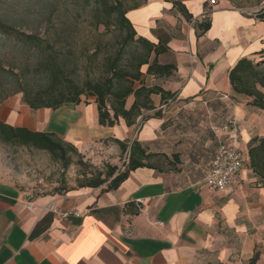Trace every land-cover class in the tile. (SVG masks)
Here are the masks:
<instances>
[{"label": "crops", "instance_id": "1", "mask_svg": "<svg viewBox=\"0 0 264 264\" xmlns=\"http://www.w3.org/2000/svg\"><path fill=\"white\" fill-rule=\"evenodd\" d=\"M180 1L177 5L175 0H144L127 12L138 36L165 48L153 52L151 61L157 58L159 64L173 67L169 75L148 74L147 81H159L155 85L172 96L160 106L143 109L145 120L140 116L127 125L120 118L114 126H103L95 99L33 110L13 95L0 104L3 122L54 133L82 153L92 143L100 146L108 140L119 147L117 140L129 145L137 140L146 149L149 164L131 171L112 190H105L107 184L75 183L53 190L0 174V264H238L243 257L249 261L256 245L263 242L256 233L264 227V182L247 167L224 191H213L204 181L217 150V138L207 129V121L196 123L202 142L211 132L206 155L186 160L188 169L181 164L165 170L158 163L164 153L165 108L176 103L177 112L197 106L209 113L205 106L209 99L232 94L229 72L239 59L263 60L264 20L256 14L222 4L211 6L208 0ZM203 23H210L206 31L200 27ZM58 110H63V119H54ZM244 113V107L235 104L233 114L211 123L221 125L234 118L237 136L227 132L222 136L247 149L251 135L241 126ZM200 158L202 179L187 182L195 177L189 168ZM29 201L35 211L27 209ZM51 203L70 214L61 217L53 209L41 210Z\"/></svg>", "mask_w": 264, "mask_h": 264}, {"label": "rangeland", "instance_id": "2", "mask_svg": "<svg viewBox=\"0 0 264 264\" xmlns=\"http://www.w3.org/2000/svg\"><path fill=\"white\" fill-rule=\"evenodd\" d=\"M122 1L127 7L144 2V0ZM217 4L239 8L247 15H257L264 10V0H217ZM97 7L98 5L90 0H0V21L12 25L19 32L11 30L4 32L0 28V63L4 68L10 69L7 72L0 70V97L12 91L19 80L30 87L45 85L48 72L41 64V60L49 54L56 56L64 65L66 73L79 84L87 79L95 80L104 76L107 61L120 49L123 31L116 27L115 18L110 19V24L107 26L103 23L97 24L93 16ZM20 32L34 34L42 41L28 42ZM142 51L143 49L137 44L125 47L122 51L121 66L129 70L134 69L135 57ZM141 71L145 84L160 83L146 80L147 65H143ZM148 78L150 80V77ZM139 86L140 82L136 81L135 88ZM15 95L21 97V101L24 102L22 92ZM93 99L96 100L94 96H82V101L86 103ZM5 100L7 98L1 103ZM132 101L133 96H130L127 99L128 105ZM166 102L167 100L160 96H154L152 103L154 106H160ZM235 104L244 107L245 113L240 119L241 126L242 129L248 130L251 139L264 136V110L255 107L250 97L232 92L228 97L219 96L209 99L205 104L207 109L212 111L209 113L198 109L197 106L189 111L177 112L178 105L171 103L163 112L166 119L164 153L159 156L158 163L165 170H173L181 164L184 167V162L194 159L197 154H201V157L206 155L207 147L212 143L210 139L214 123L211 122L233 114ZM193 110L195 113L188 114ZM61 116L63 110L54 113V119L60 120ZM199 121H207V129L211 131L205 142H202L198 136L196 123ZM57 127L63 130L61 122ZM179 133L183 134L181 140L176 137ZM77 151L71 154V161L66 165L64 161L54 158L46 150L0 141V174L11 177L18 183H24L21 180L28 179L38 186L45 184L44 187H52L55 190L63 185L72 186L70 183L79 186L85 179L84 175L91 176L100 170L105 171L110 161H117V166L124 170L129 156L128 151L123 152L121 146L118 147L116 143L108 140L100 146L92 143L84 153ZM195 162L196 164L189 168L194 172L195 177L187 179V182L202 179L203 161L200 158V162ZM185 167L188 169L186 165ZM246 167L250 169L249 163ZM251 230L255 233V228L251 227ZM259 232L256 234L263 242L260 240L261 244L256 245L255 251L258 249L262 252L260 264H264V227H260ZM246 237L244 236V240ZM238 264H248V258H241Z\"/></svg>", "mask_w": 264, "mask_h": 264}, {"label": "trees", "instance_id": "3", "mask_svg": "<svg viewBox=\"0 0 264 264\" xmlns=\"http://www.w3.org/2000/svg\"><path fill=\"white\" fill-rule=\"evenodd\" d=\"M98 5L94 18L97 24H110V19L115 18L116 27L123 31L121 46L116 55L107 61L106 74L98 79H87L82 84L71 78L56 56L49 54L41 64L48 72L46 84L41 87H30L21 80L17 81V86L3 97L0 103L15 94L23 93V101L31 109L40 108L57 109L63 105L82 101L83 95L94 96L98 105L99 123L103 126H114L123 118L127 125L135 124L142 116V110L152 109L153 94H161L162 99L172 96V93L165 91L161 86H148L143 82V72L141 67L147 65V73L164 76L172 72L173 67L161 65L157 58L151 61L153 52L159 54L165 48L153 43L149 39L138 36L137 31L127 16V12L132 8H137L141 4L127 7L122 0H90ZM175 4L180 5V0H175ZM257 17L264 20V10L257 14ZM109 19V20H108ZM203 31L210 27V23L200 24ZM0 28L4 32L9 30L18 32L15 28L3 21H0ZM19 33V32H18ZM26 40L31 43L41 42L42 39L34 34H26ZM137 44L143 49L136 57L134 69L129 70L121 66L122 51L125 47ZM262 61H255L248 57L238 60L229 72V80L232 92L252 98V104L264 110V50L262 51ZM0 70L5 72L10 69L3 67L0 63ZM139 81L140 86L135 88V82ZM133 96V102L128 105L127 99ZM0 141L3 143L18 144L26 147L48 151L54 158L64 161L68 165L71 161V154L77 153V149L72 144L64 141L54 133L46 131H34L27 127L13 126L0 119ZM122 151L129 153V160L124 170L119 171L117 165L108 164L106 170H100L91 176L84 175L85 179L80 186L100 187L107 184L105 190L116 189L130 174L131 171L144 166H149L145 161L148 154L137 140H133L129 145L127 142L117 140ZM249 154V167L261 181L264 182V136L253 137L247 147ZM261 258V251L254 252L248 264H258ZM204 264H226L222 262H207Z\"/></svg>", "mask_w": 264, "mask_h": 264}, {"label": "built area", "instance_id": "4", "mask_svg": "<svg viewBox=\"0 0 264 264\" xmlns=\"http://www.w3.org/2000/svg\"><path fill=\"white\" fill-rule=\"evenodd\" d=\"M208 1L211 6L217 5V0ZM212 131L217 138V150L204 181L209 189L213 191H224L232 185L237 175L247 166L249 163V154L247 149L239 147L234 140L229 141L222 136L223 132H227L233 137L237 136L238 123L234 118L229 117L223 124L213 125ZM27 209L35 211L36 206L33 202L29 201L27 203ZM46 209L55 210L61 217H67L70 214L69 212L58 211L52 203L41 207L42 211ZM74 213L76 215L80 214L77 211Z\"/></svg>", "mask_w": 264, "mask_h": 264}]
</instances>
